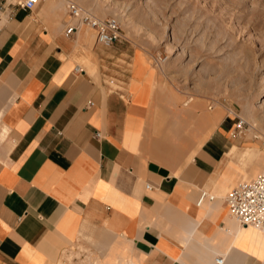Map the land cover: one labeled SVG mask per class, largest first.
<instances>
[{
	"label": "crops",
	"instance_id": "obj_1",
	"mask_svg": "<svg viewBox=\"0 0 264 264\" xmlns=\"http://www.w3.org/2000/svg\"><path fill=\"white\" fill-rule=\"evenodd\" d=\"M15 2L0 0V264H264V231L224 200L264 172L237 115L65 35L64 0Z\"/></svg>",
	"mask_w": 264,
	"mask_h": 264
},
{
	"label": "rangeland",
	"instance_id": "obj_2",
	"mask_svg": "<svg viewBox=\"0 0 264 264\" xmlns=\"http://www.w3.org/2000/svg\"><path fill=\"white\" fill-rule=\"evenodd\" d=\"M64 1L97 17L117 18L120 38L102 47L135 51L136 63L145 56L182 101L188 95L243 118L241 135L253 145L245 144V152H258L264 171V0ZM83 29L91 36L90 49L95 48L94 31ZM79 63L97 73L89 57Z\"/></svg>",
	"mask_w": 264,
	"mask_h": 264
},
{
	"label": "built area",
	"instance_id": "obj_3",
	"mask_svg": "<svg viewBox=\"0 0 264 264\" xmlns=\"http://www.w3.org/2000/svg\"><path fill=\"white\" fill-rule=\"evenodd\" d=\"M40 0H19L15 2L18 8L23 10L33 9ZM67 15L70 23L64 29L65 35H70L77 28L88 27L95 33L96 43L102 46H111L119 38L121 34L120 24L115 17H97L89 10L81 7L76 2L67 3ZM113 84V80H109ZM117 90L111 87V90ZM92 105V102H89ZM212 106L209 105L208 108ZM234 128L231 131L232 136H240L245 130L244 120L236 116ZM99 136V133H95ZM149 188V185H146ZM205 193L198 200L201 202ZM228 207L229 214L235 218L241 225H249L264 231V172L258 174L253 179L242 181L227 192L224 197ZM223 258L215 259V264H223Z\"/></svg>",
	"mask_w": 264,
	"mask_h": 264
},
{
	"label": "bare ground",
	"instance_id": "obj_4",
	"mask_svg": "<svg viewBox=\"0 0 264 264\" xmlns=\"http://www.w3.org/2000/svg\"><path fill=\"white\" fill-rule=\"evenodd\" d=\"M243 119V118H242Z\"/></svg>",
	"mask_w": 264,
	"mask_h": 264
}]
</instances>
